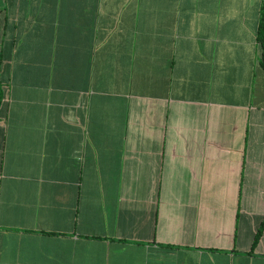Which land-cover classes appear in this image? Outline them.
Returning a JSON list of instances; mask_svg holds the SVG:
<instances>
[{
    "label": "crops",
    "instance_id": "obj_1",
    "mask_svg": "<svg viewBox=\"0 0 264 264\" xmlns=\"http://www.w3.org/2000/svg\"><path fill=\"white\" fill-rule=\"evenodd\" d=\"M264 0H0V264H264Z\"/></svg>",
    "mask_w": 264,
    "mask_h": 264
},
{
    "label": "trees",
    "instance_id": "obj_2",
    "mask_svg": "<svg viewBox=\"0 0 264 264\" xmlns=\"http://www.w3.org/2000/svg\"><path fill=\"white\" fill-rule=\"evenodd\" d=\"M257 42L260 45L261 56H262V66L264 67V3L262 7L261 17L257 30ZM2 98V94L0 92V101Z\"/></svg>",
    "mask_w": 264,
    "mask_h": 264
}]
</instances>
